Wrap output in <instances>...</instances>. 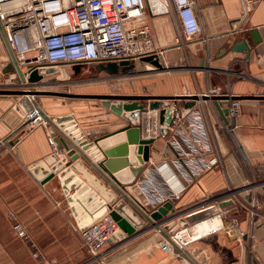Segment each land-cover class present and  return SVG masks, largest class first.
<instances>
[{"label": "crops", "instance_id": "obj_1", "mask_svg": "<svg viewBox=\"0 0 264 264\" xmlns=\"http://www.w3.org/2000/svg\"><path fill=\"white\" fill-rule=\"evenodd\" d=\"M196 2L201 33L190 41L186 40L188 56L181 47L186 45L184 43L178 44V69L184 68L182 64L187 61L188 66L196 70L195 75L197 77H193L191 73H186V75L178 73V93H157L154 95L191 96L204 94L212 88L211 83L219 78L221 81L233 79L235 89L233 93L235 96H264V0H196ZM169 15V13H150L149 15L153 45L158 46L159 51H163V53L164 51L167 53L175 47L164 48L161 45H156L154 37L157 39V30L166 23L164 16ZM255 31L258 32L261 39L258 43L253 41L252 33ZM0 36L5 52L9 54L11 60L9 46L6 44L1 31ZM244 42L250 49L249 53L239 48L235 50L237 44ZM197 49L204 51L211 61L206 60L205 63L204 57L197 55ZM162 63L164 62L162 61ZM90 66L97 68V72L102 76V79L119 78V75L113 76L100 71L98 63L83 64L80 72L83 69L90 68ZM3 73L5 72L0 71V77L4 75ZM98 74L96 73L95 76ZM24 99L27 109H31L33 105L29 98L25 97ZM19 101L20 98L13 102L10 97L0 96V264H45L44 261L49 259V255H53V249L50 247L48 239L46 244H39L37 240L41 232H47L50 239H53L58 232L57 229L63 224L58 212L55 211V208H59L57 207L59 205H56L55 202L61 201V204H66L64 209L67 215L64 218L67 224L72 219V214L59 185L53 183L55 178L43 184L38 179L33 178L30 169L52 152L58 155L59 159L65 160V163L68 159L66 151L54 150L48 133L50 123L46 128H37L32 131H26L23 128L25 113L22 108L18 107ZM240 101L242 103L241 113L235 137L253 176L257 180H264V99ZM186 103V100L179 101L178 105L184 107ZM193 108L199 112L203 125L202 140L212 149V153H207L206 156H214V145L217 155L225 157L233 153L235 156L236 154L232 150L234 149L232 142L226 135H223L220 131L218 132L221 127H219V124H215V119L213 122L208 123L211 121L212 113H215L214 116H217V118L219 117L222 121H225L224 117L228 116V103L221 101L218 107L214 101L201 100ZM48 109L43 110L45 115L54 116L55 112L51 108ZM206 109H209L210 113L212 112L208 115V118L204 113ZM104 112L107 114L105 115ZM69 113L68 111L66 115H70ZM108 113H110V116H107ZM89 114L94 118L92 119L94 122L92 123L93 127L90 129L92 132L88 131V133L103 135L109 131L115 132L125 127H119V124L113 121V115L115 114L106 108H104V111L100 110L97 113L91 112ZM71 115L74 114L71 112ZM110 117L111 121L108 122L106 118ZM156 118H159L158 114L151 112L150 121H156ZM168 139L163 135L158 138L155 143V148L158 151H151L150 162L145 165L144 171L137 177V180L143 181L148 173L154 174L155 167L163 162H167L173 167L178 166V153L167 144ZM3 141H6V143H3ZM11 142H14L15 145H12ZM13 153L17 155L20 161V174L15 177L8 173L6 165L2 162L6 154ZM231 162L236 163L234 157L228 159L227 164L229 166L227 170L224 166L215 168L205 173L196 182L188 185L182 197L171 202L173 208L170 212L175 210L177 213L171 217L170 221L161 225V229H164L167 225H171L172 228L178 226L184 228L179 223L181 218L209 209L200 206L203 204L204 197L231 190L229 176V174L231 175ZM22 174L31 177V179H25ZM45 193L48 198H52L55 202L48 199ZM260 197L264 203L262 193ZM57 198L60 200H57ZM234 199L227 196L223 201ZM219 214L218 212L217 215ZM167 216L164 219L167 220ZM212 219L206 218L205 220ZM239 221L241 236L231 226V223L225 220L221 227L189 241L190 243L181 251L176 247L171 249L160 247L166 237L160 230L150 228L151 226L149 227V223H147V230L131 239L130 244L138 243L137 246L130 248V245L127 244L123 247L126 251L121 254V257L118 256V253L113 252L108 256L105 255V257L107 256L106 258L110 264H264V218L255 227L256 248L250 252H248L250 247L247 249V242H250L249 236L252 235L254 225L244 217H241ZM17 224L27 231L28 241L17 234L14 229ZM190 229L192 230L191 234H193L195 231L194 226ZM42 238H46L45 234L42 235ZM110 244H113V242ZM110 244L106 248L110 249ZM34 253H38L42 258L35 257ZM105 257L102 256V258Z\"/></svg>", "mask_w": 264, "mask_h": 264}, {"label": "built area", "instance_id": "obj_2", "mask_svg": "<svg viewBox=\"0 0 264 264\" xmlns=\"http://www.w3.org/2000/svg\"><path fill=\"white\" fill-rule=\"evenodd\" d=\"M157 1L165 6L164 11H151V0H0V26L15 62L28 80L33 71L41 68L137 62L140 58L154 53L149 25L150 13L173 12L179 20L178 41L193 39L201 33L196 0ZM7 68L14 69L13 76H20L12 58ZM2 69L0 63V71ZM227 93L228 96H233L232 92H225L215 86L204 95L221 96ZM240 106V100L231 99L228 102V116L234 122ZM151 112L142 113L141 129L145 138L162 135L163 125L159 118L150 121ZM156 113L159 116V112ZM48 124L45 113L33 107L24 116L23 128L32 131L46 128ZM169 131L172 136L167 144L177 151L178 166L161 163L155 167L154 174L148 173L143 181L137 180L136 194H131L147 212L156 211L168 202L179 200L188 185L220 163L217 156H206L207 153H212V149L202 140L203 125L199 112L194 108L177 105ZM50 141L54 146L51 139ZM164 165L171 166L177 173H167L162 168ZM169 175L171 176L168 177ZM203 205L201 204L202 208L208 206ZM228 213L224 210L219 217H226ZM227 220L241 235L240 221L234 217ZM14 229L21 238L28 241V233L21 225H15ZM118 229V222L110 213L83 231L75 227L83 248L90 255L86 264L99 259L101 251ZM191 231L189 227L177 230L171 235V241H163L160 247L171 249L175 244L184 249L190 243L185 237L192 235ZM34 256L39 257L37 253Z\"/></svg>", "mask_w": 264, "mask_h": 264}, {"label": "water", "instance_id": "obj_3", "mask_svg": "<svg viewBox=\"0 0 264 264\" xmlns=\"http://www.w3.org/2000/svg\"><path fill=\"white\" fill-rule=\"evenodd\" d=\"M0 31L7 44L5 35L0 26ZM254 43L260 42L258 32L252 33ZM8 45V44H7ZM250 52L248 45L244 42L237 44L236 49ZM10 50V48H9ZM11 58L16 64L17 71L26 82L22 70L15 62L12 51ZM145 62L155 66L159 71L164 70L163 63L158 53H152L140 58L139 61H121L120 63H100L99 70L109 75L133 74L136 65ZM11 69V68H10ZM80 65L73 67L78 71ZM8 69H5L7 72ZM9 71L14 72V69ZM61 73L57 80H69L67 69L64 66L41 68L33 71L29 77L31 82L46 81L47 78ZM56 80L48 79L47 81ZM59 96L65 98H80L87 100H99L101 105L114 112L117 116L123 117L128 124L115 132L90 140L77 123L73 115H62L54 120L45 115L50 123L48 133L57 151H66L68 161L66 163L52 152L49 156L39 161L31 172L38 180L45 184L57 177L60 187L66 197L72 216L80 230H85L104 215L110 213L118 222L119 229L109 243L129 241L147 229L160 230L166 239L171 241V235L178 228L167 225L161 229V225L170 221L177 211L170 210L173 204L168 202L161 206L156 212L148 213L143 210L137 201L128 193L126 186L132 185L150 162L151 151H158L155 148L157 138H145L141 129V114L145 111L159 112V120L163 125L161 134L166 135L172 124L174 112L179 101H187L185 108H193L198 101H214L219 107V102H229L231 99H264V96L242 97V96H216V95H191V96H161V95H123V94H69L62 92H40L31 90H6L0 89V96L28 97L35 107L38 103L33 96L38 95ZM22 98L18 107L22 108L25 115L28 109L26 101ZM44 113V111H42ZM228 114V111H227ZM225 121H227L226 117ZM51 142V141H50ZM15 145L14 142H11ZM110 186V187H109ZM251 201V193L246 195ZM235 205L233 200H226L220 203L223 209L232 208ZM218 213L215 207L192 213L181 218L179 223L185 228ZM168 215V216H167ZM167 216V220L164 217ZM166 218V217H165ZM140 228H145L138 231ZM173 244V243H172ZM181 251V248L173 244Z\"/></svg>", "mask_w": 264, "mask_h": 264}, {"label": "rangeland", "instance_id": "obj_4", "mask_svg": "<svg viewBox=\"0 0 264 264\" xmlns=\"http://www.w3.org/2000/svg\"><path fill=\"white\" fill-rule=\"evenodd\" d=\"M169 14H170L169 16H164L166 19V23L163 25V27L157 30V34H158L157 39H155L154 37V40L156 42V45H161L164 48H169V47H175V48L170 49L167 53L166 51H164L163 53V51L162 52L159 51L160 49H158L159 48L158 46L155 47L153 45L154 46L153 50L155 51V53H159L160 60L164 62L163 67L165 69L162 71H159L158 69H156L155 66L151 65L150 63L141 62L136 65V69L133 74L127 73L124 75H119L118 79L117 78L102 79L101 78L102 76L98 74L97 68L95 66H90V68L83 69L79 74H75L71 70L66 68L69 76L71 77L69 80H57V77L61 75V73H58L52 76L51 78H47L46 81L31 82L29 80H26V83H23L24 81H22L20 76L18 75L13 76L12 73L14 74V72L9 71L11 69L7 68L8 64L10 63V56L8 53L6 54L5 52L6 50L3 46L4 44L3 42H1L2 41L1 40L2 38H1L0 39V56L2 58V62L0 63L3 68L2 71L5 72V69H8V71L3 73L4 75L0 77V89L31 90V91H40V92H44V91L62 92V93H69V94H82V95H88V94L154 95L157 93L176 94L178 93V73L181 75H186V73H191L193 74V77H194L196 76L195 75L196 70L191 69L192 67L188 66L187 61H185L182 64L184 65V68H181L180 70L178 69V44H181V43L185 44L187 43V41L181 40V39L178 41L179 39L178 20L175 17V14L173 12H170ZM149 25H150V18H149ZM181 47L184 49L186 56H188L187 45L185 47L183 46ZM196 53H198L197 54L198 56L204 57L203 59L205 60V63H206V60L211 61V59L208 57V55H206L204 51L197 49ZM4 64L7 66L5 67ZM96 73L98 75L95 76ZM48 79H56V80L47 81ZM232 80L233 79H230L227 81H221L218 78L214 80V82L211 83V85H213L212 87H215V86L219 87L225 92L230 91L232 92L233 96H235L233 93V90H235L234 85H233L234 81ZM198 95H202V94H198ZM228 95L229 94L227 93V96ZM221 96H226V95H221ZM33 97L38 103V107H39L38 109L43 111L45 108L46 109L51 108V110L55 112L54 113L55 117L54 116L51 117L52 120H54L58 116H62L63 114L66 115L68 111L70 112L69 113L70 115L72 112V114H74L73 115L74 118L76 119L77 123L80 125L82 131L86 133V135L91 141L104 135V134L94 135V134L88 133V131L92 132V130L90 129L93 127L92 123L94 122V120H92L94 118L89 113L91 112L97 113V111H100V110L104 111V107L101 105V102L99 100L65 98V97L48 96V95H41V94L38 96H33ZM18 98L22 99L24 97H19V96L10 97V99H13V102H16ZM33 107L35 106L33 105ZM112 113L115 114L114 112ZM204 113L206 117L208 118V115H210L212 112L210 113L209 109H206ZM240 113H241V106H240L238 117L235 120V122L232 121V119H230L229 116L226 117L228 121L226 122V121H222L219 117L218 119L217 116H214L215 113L211 114V118H210L211 121H209L208 123L213 122L215 119V124H219V127H221L220 130L218 129V132L220 131V133H222L223 135H226L229 138V140L232 142L234 146V149L232 150L234 154H236L234 156L233 153H231L225 157H222V155H219V154L217 155L216 147L214 145V148H215L214 155L220 159V163L218 164L216 168L218 167L220 168L224 166L226 167V170H227L229 166L227 162H228V159H230L231 157H234L236 163H232L233 162L232 161L231 162L232 165L230 166L231 175L229 174V176L231 179V182H230L231 190H227L225 193H221L218 195L213 194V195L204 197L203 206L208 205L207 207L209 209L215 207L216 209H218V212L221 214V212H223L225 209L219 207V203L222 202L225 198H227V196H231L233 199L235 198L233 200L235 205L232 208L225 210V211H228L229 213H228V216L222 217V222L224 224V221L230 217H234L238 220L241 217H244L245 219L248 220L249 223L254 225L252 227V235L249 236L250 242L249 241L247 242V246H248L247 249L250 247L248 249V252H250L256 248V242L254 239L255 227L259 223V221H261L264 218V203L260 197L261 193L264 195V180L263 179L257 180L253 176L250 166L248 165L245 157L243 156L240 150V147H239V143L236 140L235 136L237 133V126H238V121L240 118ZM106 114L107 113H105V115ZM142 115L143 114H141V122L143 118ZM107 116H110V113H108ZM113 116H114L113 121L119 124V127L126 126L128 124V122L123 117L116 116V114ZM106 119L108 122L111 121V117L106 118ZM84 129H88V130H84ZM111 132L112 131H109L105 134H109ZM170 136L172 135H171V132L168 130L166 135L163 137L170 139ZM155 138H157L158 140L159 137H155ZM3 143H6V141H3ZM54 148H55L54 150L57 151L55 146ZM57 157L59 158L58 155ZM2 162L6 165V169L8 170V173H10L12 177H15L16 175L20 174L19 173L20 161L16 154L14 153L8 154V155L6 154V157L2 159ZM159 165L160 164H158L157 167ZM30 174L33 175V178L38 179L36 175H34L31 172V169H30ZM24 178L27 180L31 179V177H26V176H24ZM137 179L134 181L132 185L126 186L128 193L130 195L136 194L135 192L136 184L135 183L137 182ZM53 183L58 184L59 188L61 189L60 183L57 177H55ZM250 193H251L252 199L251 201H248L246 198V195ZM45 196L48 198L46 193H45ZM64 198H65V202L67 203L65 195H64ZM48 199L55 202V200H53L50 197ZM57 200H60V199L57 198ZM57 202L55 203L56 205L57 204L59 205L57 206L59 208H55V211L58 212L59 217L61 218V221L63 224L59 226V228L57 229L58 232L56 235H54L53 239H50V236L47 234V232H41L40 237L37 240L39 244H46L49 240L50 247L53 249V255L50 254L49 259H46L44 263L53 262V264H84L86 261L90 259V255L83 248L82 241L78 235V232L75 230V227L77 226V224L73 216H72V219L69 218L70 219L69 224L65 222L64 217L65 215H67V212H65L64 205L66 204H61L62 203L61 201H57ZM156 211L152 210V211H149L148 213H153ZM217 216L219 217V215L217 214L216 216L212 215L208 217L207 219L216 218ZM197 223L189 225L188 227L191 228L192 226H195ZM148 226L150 227V224ZM145 228H140L138 231H141ZM179 229L181 228H178V230ZM44 234L46 238H42V235ZM130 243H131V240L129 241L119 240L118 242H114L113 244L109 243L111 245L110 249L108 247H107L108 249L105 247L101 251L99 259L96 262H93L90 264H110L106 258L108 255H110V253L112 252L118 253V256L121 257V254H123V252L126 251L125 248L123 247L127 246V244L130 245V248L138 245V243L136 244L135 243L130 244ZM130 248L128 247V249ZM105 255L107 256L105 257ZM38 256L39 258H42V256H40L39 254ZM102 256L105 258H102Z\"/></svg>", "mask_w": 264, "mask_h": 264}, {"label": "bare ground", "instance_id": "obj_5", "mask_svg": "<svg viewBox=\"0 0 264 264\" xmlns=\"http://www.w3.org/2000/svg\"><path fill=\"white\" fill-rule=\"evenodd\" d=\"M150 10L153 11L154 13L160 12V11H164L165 10V6H163L160 2H158L157 0H151V7ZM162 168L164 170L167 171V173H177L175 171V169L173 170V168L169 165H164L162 166ZM171 175H169L168 177H170ZM223 225L222 223V219L220 217H216L215 219L212 220H204L202 222L197 223L194 226V233L190 236H187L185 238H187L186 240L191 241L193 239H195V237H199L200 235H203L206 232H209L211 230L217 229L218 227H221ZM221 229V228H220Z\"/></svg>", "mask_w": 264, "mask_h": 264}, {"label": "flooded vegetation", "instance_id": "obj_6", "mask_svg": "<svg viewBox=\"0 0 264 264\" xmlns=\"http://www.w3.org/2000/svg\"><path fill=\"white\" fill-rule=\"evenodd\" d=\"M75 65H66V66H64L65 68H67V69H69V70H71L73 73H80V70H81V65H80V69L78 70V71H74L73 70V67H74Z\"/></svg>", "mask_w": 264, "mask_h": 264}]
</instances>
